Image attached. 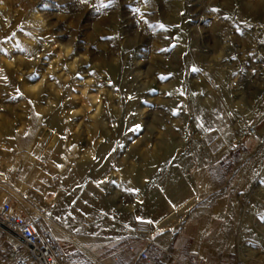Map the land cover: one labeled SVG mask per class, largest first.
Listing matches in <instances>:
<instances>
[{"label":"rangeland","instance_id":"rangeland-1","mask_svg":"<svg viewBox=\"0 0 264 264\" xmlns=\"http://www.w3.org/2000/svg\"><path fill=\"white\" fill-rule=\"evenodd\" d=\"M4 202L67 253L264 264V0H0Z\"/></svg>","mask_w":264,"mask_h":264},{"label":"built area","instance_id":"built-area-1","mask_svg":"<svg viewBox=\"0 0 264 264\" xmlns=\"http://www.w3.org/2000/svg\"><path fill=\"white\" fill-rule=\"evenodd\" d=\"M0 229L16 241L13 254L26 251L27 257L16 264H66V253L53 231L42 221L22 213L9 202L0 205ZM133 263L141 264H212L198 257L182 261L173 249H162L147 241L140 249L128 244L124 250ZM238 264H246L239 262Z\"/></svg>","mask_w":264,"mask_h":264},{"label":"crops","instance_id":"crops-1","mask_svg":"<svg viewBox=\"0 0 264 264\" xmlns=\"http://www.w3.org/2000/svg\"><path fill=\"white\" fill-rule=\"evenodd\" d=\"M190 238L188 235L167 232L159 235L152 242L162 249H173L178 253L182 261H187L195 254L194 246L190 243ZM15 244V239L0 229V264H16L22 258L27 257L26 251H21L18 254L12 253L11 249ZM135 247L140 249L142 245H135ZM123 250L121 249V251ZM74 252V250L71 253L65 251L66 264H141L133 263L125 252L120 253V256L117 257H102L95 255L93 252L84 251L81 248H79L77 254ZM209 260L215 261L216 259L212 257Z\"/></svg>","mask_w":264,"mask_h":264},{"label":"bare ground","instance_id":"bare-ground-1","mask_svg":"<svg viewBox=\"0 0 264 264\" xmlns=\"http://www.w3.org/2000/svg\"><path fill=\"white\" fill-rule=\"evenodd\" d=\"M89 191V190H88ZM91 191V190H90ZM87 192V191H86ZM86 194V193H85ZM88 194V193H87ZM76 195V194H75ZM79 195V194H78ZM83 196H85L86 197V195H83ZM76 199V198H75ZM89 199V198H88ZM81 200H82V198H81ZM81 202V201H80ZM80 204V203H79ZM86 207V206H85ZM164 207V206H163ZM79 208V207H78ZM77 208V209H78ZM87 208V207H86ZM175 217V212L174 211H172V212H170V214L166 217V218H164L161 222H160V224H162V225H165V224H168V223H170L172 220H173V218Z\"/></svg>","mask_w":264,"mask_h":264},{"label":"snow or ice","instance_id":"snow-or-ice-1","mask_svg":"<svg viewBox=\"0 0 264 264\" xmlns=\"http://www.w3.org/2000/svg\"><path fill=\"white\" fill-rule=\"evenodd\" d=\"M193 71H198V69H195V68H194Z\"/></svg>","mask_w":264,"mask_h":264}]
</instances>
